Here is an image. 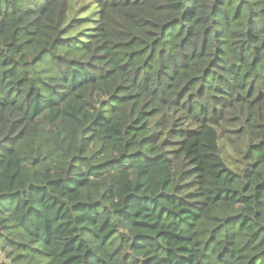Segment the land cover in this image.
Wrapping results in <instances>:
<instances>
[{"label": "trees", "instance_id": "trees-1", "mask_svg": "<svg viewBox=\"0 0 264 264\" xmlns=\"http://www.w3.org/2000/svg\"><path fill=\"white\" fill-rule=\"evenodd\" d=\"M0 264H264V0H0Z\"/></svg>", "mask_w": 264, "mask_h": 264}]
</instances>
